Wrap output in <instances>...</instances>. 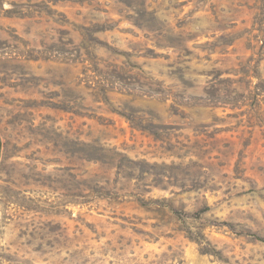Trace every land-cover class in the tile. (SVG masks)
I'll return each mask as SVG.
<instances>
[{
	"label": "rangeland",
	"instance_id": "1",
	"mask_svg": "<svg viewBox=\"0 0 264 264\" xmlns=\"http://www.w3.org/2000/svg\"><path fill=\"white\" fill-rule=\"evenodd\" d=\"M0 264H264V0H0Z\"/></svg>",
	"mask_w": 264,
	"mask_h": 264
}]
</instances>
